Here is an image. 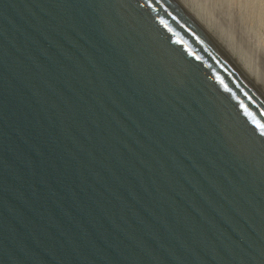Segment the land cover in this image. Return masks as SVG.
Here are the masks:
<instances>
[{
	"label": "water",
	"instance_id": "water-1",
	"mask_svg": "<svg viewBox=\"0 0 264 264\" xmlns=\"http://www.w3.org/2000/svg\"><path fill=\"white\" fill-rule=\"evenodd\" d=\"M0 264H264V78L195 0H0Z\"/></svg>",
	"mask_w": 264,
	"mask_h": 264
},
{
	"label": "rangeland",
	"instance_id": "rangeland-1",
	"mask_svg": "<svg viewBox=\"0 0 264 264\" xmlns=\"http://www.w3.org/2000/svg\"><path fill=\"white\" fill-rule=\"evenodd\" d=\"M195 1L206 9L264 78V0Z\"/></svg>",
	"mask_w": 264,
	"mask_h": 264
},
{
	"label": "bare ground",
	"instance_id": "bare-ground-1",
	"mask_svg": "<svg viewBox=\"0 0 264 264\" xmlns=\"http://www.w3.org/2000/svg\"><path fill=\"white\" fill-rule=\"evenodd\" d=\"M240 2H241V1H240ZM236 3H237V2H236ZM237 4H238V3H237ZM252 8H253V6H252ZM254 8H255V7H254ZM254 8H253V9H254ZM253 9H252V10H253ZM257 9H258V8H257ZM256 12H257V11H256ZM258 12H259V11H258ZM260 13H261V12H260ZM262 14H263V13H262ZM262 22H263V21H262ZM255 69H256V68H255ZM256 70H257V69H256ZM259 71H260V70H259ZM260 72H261V71H260ZM260 72H259V73H260ZM260 75L262 76L261 73H260Z\"/></svg>",
	"mask_w": 264,
	"mask_h": 264
}]
</instances>
